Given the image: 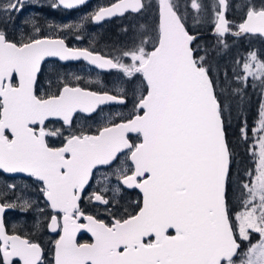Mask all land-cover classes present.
Returning a JSON list of instances; mask_svg holds the SVG:
<instances>
[{"label": "snow or ice", "instance_id": "6c2138e0", "mask_svg": "<svg viewBox=\"0 0 264 264\" xmlns=\"http://www.w3.org/2000/svg\"><path fill=\"white\" fill-rule=\"evenodd\" d=\"M25 2H0V172L32 178L51 209L46 227L58 238L49 264H264V59L249 52L242 69L234 70L235 83L227 75L224 81L214 80L207 51L194 55L195 37L185 20L187 8L196 23L211 8L213 32L221 44L227 34L264 37V5L244 4L246 13L233 32L228 0H214L211 6L203 0H117L91 19L152 8L158 23L154 36L141 25L114 56H105L70 48L63 39L10 38L8 25L24 12ZM84 3L56 0L52 7L73 9ZM21 23L39 32L33 20ZM49 57L83 59L116 70L127 87L122 95H111L62 82L56 91L37 95L42 62ZM249 78L252 88L260 89L261 102L253 130L255 170L241 176L233 174L228 127ZM129 90L127 116L116 113L96 134L73 128L77 113L91 115L109 103L127 106ZM50 123L58 126L49 128ZM240 133L246 141V124ZM130 134L138 142H130ZM48 137H62V146H50ZM101 168L111 171L100 178L102 187L93 191L89 203L104 206L110 224L79 203ZM120 186L142 193L134 214L117 215ZM109 190L112 200L103 194ZM233 201L239 205L234 214ZM32 206L16 184L0 191V264H45L42 246L28 233L9 230L2 218L6 209L27 212ZM81 232L89 233L91 242L79 243Z\"/></svg>", "mask_w": 264, "mask_h": 264}, {"label": "flooded vegetation", "instance_id": "af4514ba", "mask_svg": "<svg viewBox=\"0 0 264 264\" xmlns=\"http://www.w3.org/2000/svg\"><path fill=\"white\" fill-rule=\"evenodd\" d=\"M5 0H0V2H4ZM94 0H88L82 5H78L76 8L73 9H65L63 7H52L53 3H56V0H52V4L48 6L41 0H26L25 2V9L30 10V8H34L35 11L41 12L43 15L51 16V18L54 21H63L67 15H74V14H80L85 15L90 12L91 10V4ZM117 0H107L102 6H97L96 8H93L92 14H94L97 10H99L100 7H106L110 5L111 3L115 2ZM32 2H36L35 4H31ZM145 3L147 4H154L155 0H145ZM264 3L257 4L256 8L259 9ZM182 11V9H181ZM183 12V11H182ZM188 13H190V9L188 8ZM246 13V10L243 8L241 12L238 14L237 18L233 20H229L231 22V25L233 26L232 31L237 29V25L241 23L242 18L244 17ZM144 14V15H143ZM92 16V15H91ZM91 16L89 17V20L91 24L87 23V28L85 31H87V35L76 33L72 28H68L65 26L57 27L55 24H51L50 21H47L46 24L40 25L39 32H33V27L31 28L30 25H25L21 29H17V27L9 24L8 25V34L10 38H15L16 40L20 39H28L29 37L33 35H38L40 38H52V39H63L65 41V44L70 48H81V49H88L94 53H99L105 56H114L116 54L117 49L124 46L123 44H126L130 41L131 37L134 33L137 32V30L140 29V26L143 25L145 29H147L149 36H154V29L156 24L158 23V17L154 11V9L149 8L146 11H144L142 14H134V13H126L124 15H115L109 19H103L99 22H94L91 19ZM127 19V26L124 29H114V28H106L103 30H95L93 27H99L104 24H110L112 25L114 23V20H122ZM186 20V18H185ZM88 21V20H87ZM36 28V27H35ZM199 25L195 22H192V19L186 20V29L191 35H198L201 36L204 34V36H207V30H209V34L216 36L215 34L211 33L213 29V25H210V28L204 29L203 32H194V29H198ZM128 36V39H125L124 35ZM231 36L230 34H227ZM80 37L77 39V37ZM243 36H239V38H235L239 41H242ZM251 36V35H250ZM232 37V36H231ZM259 37L260 36H254ZM262 38V37H261ZM264 39V38H262ZM248 47L254 48V46L251 44L245 43ZM243 45V44H242ZM148 50H151L152 48V42L150 41L147 45ZM246 49V47H243ZM75 68V69H81V70H88L90 73L100 76V81L95 82L92 84H84L83 79H79L76 81H68L66 78H59V72L58 70H65V68ZM49 71L53 74V80L50 85L46 86L44 84L43 79L48 78ZM94 75L93 78H96L97 75ZM112 74V75H110ZM121 76V80L123 83H118L116 79H118ZM16 82L15 80L13 81ZM67 83L70 86L74 87H81L87 91L97 92L100 94L108 93L111 95H122V89L126 88L127 85L124 83V79L122 77V74L117 72L116 70H106V69H100L95 67L94 65L89 64L87 61L80 59V60H69V61H60L59 59L55 57H49L46 58L44 62H42V71L38 76V83L35 86V93L37 95L45 94L48 92H54L56 91V88L61 83ZM102 83V84H100ZM128 100L129 103L127 106L109 103L100 105L95 113H92L91 115L85 114V113H77L74 117L73 121V128L79 132L84 131L88 134H96L97 130L102 127L104 124L108 123L110 119H116V113H122L123 115L127 116L129 109L131 108V90L128 92ZM101 112H106L109 114V117L106 119V121L98 122L94 125H91L89 120L91 121H97L98 116ZM118 122V120H117ZM58 126L55 123H50L48 125L49 128H54ZM67 134V132H65ZM48 142L50 146L52 147H60L63 144V138L62 137H48ZM130 142H138L135 135L130 134ZM123 158V157H122ZM100 171H108L104 168H101L99 171L95 172V176L92 180H90L89 185L86 186L85 191L82 193V199L80 200V206L81 208L87 212L88 214H92L96 216L99 219H103L106 223H111V216L104 210V206H97L95 203H89V198L91 197L93 191L99 190L102 185L99 183V177L98 173ZM111 171V170H109ZM0 177L3 180H16L18 184H22L25 186L26 191L28 192L29 196L31 197V201H33L34 205L42 206L41 208L37 209L38 215L40 217L37 221H29L27 225H22L23 228L12 226V224L18 225L19 223L16 221L15 217H9L13 212L14 209H8L3 214V219L8 227L9 230H12L13 228H16V230L21 233H28L31 237V239L34 242L39 243L42 248L44 249V259L45 264H49L50 261L53 259V252H52V243L55 239L58 238V235L56 233H51L48 231L46 224L48 222V213L51 211L46 206V201L44 200L42 194L39 192V188L36 186V183L32 180V178L27 176H21V175H14L9 176L2 172H0ZM112 186L117 185V181L115 180V177H112L111 179ZM121 187V191L118 195L115 196V200H125L127 197H131L133 199V204L130 211L126 212L122 205H118L117 203L114 204V207H118L120 209V212L117 213V215H127V213H135L138 209V205H140V195L135 189H127ZM106 198L113 199V192L107 191L103 193ZM9 200H13V197L9 195ZM42 210V211H41ZM34 218V215H33ZM39 225H43V227H39ZM174 234V233H173ZM77 241L79 243H86L91 242V236L89 233L81 232L77 234Z\"/></svg>", "mask_w": 264, "mask_h": 264}, {"label": "rangeland", "instance_id": "374dc122", "mask_svg": "<svg viewBox=\"0 0 264 264\" xmlns=\"http://www.w3.org/2000/svg\"><path fill=\"white\" fill-rule=\"evenodd\" d=\"M43 1L45 4H47L48 6H50L52 4V0H41ZM107 0H94L93 3L91 4V10L93 8H96L97 6H102V4H104ZM111 1V0H110ZM5 2V1H4ZM187 0H180L181 4L186 3ZM203 2L205 4H208L209 6H211L214 2V0H203ZM36 2H32L31 4H35ZM264 3V0H228V4H229V9L226 13L227 15V19L228 20H235L238 16V14L241 12V10L243 9V5L244 4H251L254 5L255 7L257 6V4H262ZM190 9V8H189ZM90 10L89 13L85 14V15H80L78 14H74V15H67V17L63 20V21H54L51 16H47V15H43L41 12L39 11H35L34 8H30V10H26L24 11L20 17H18L15 21V24H11L15 27H17V29H21L23 26L21 21L24 18H28L34 21V26L38 29H40V25L46 24L47 21H50L51 24H55L57 27H61V26H65L68 28H72L76 33H81V34H85L87 35V31H85V29L88 27L87 23L90 22L89 17L92 15V11ZM246 10V9H245ZM182 11L185 12V9L182 8ZM144 15V14H143ZM195 16V13L190 9V13H188V8L185 12V18L186 20L192 19V22H195L193 17ZM212 16H211V8H209V11L203 15L200 19V22L197 23L199 25L198 29H194V32H203L204 29H208L210 28V25H212L211 22ZM88 20V21H87ZM127 19H122L120 20H114V23L112 25H108V24H104L102 26L99 27H93V29L95 30H103L106 28H114V29H124L127 26ZM196 23V22H195ZM31 26V25H30ZM78 26V27H77ZM33 27V25L31 26V28ZM233 28V26H232ZM208 31V30H207ZM33 32L34 28H33ZM125 39H128V36L125 34L124 35ZM210 41H208L209 43ZM240 43L243 44L244 47H246V50L244 52V55L241 56V58L239 59V70L242 69V62L243 59L248 55L249 52H256L258 54V56L262 59H264V39H262L261 37H254V36H250V35H244L242 41H239ZM238 42V43H239ZM217 43H220L219 40H215L212 41V45H210V47H204L201 45L196 46L197 51L199 52V56L205 55V51H210L212 48H218L221 47L220 45H218ZM245 43L247 44H252L254 46V48H250L248 47ZM229 40H225V43L222 44V49L220 51H218L215 55H214V61H215V67L217 68V70L220 72V74L222 75L223 80L225 79L227 73L221 70L224 69H229L231 72V77H228L230 79H232V82L235 83V77H234V72L231 71L232 69V63H233V59H229L228 55L226 54V49L229 48ZM125 45V44H123ZM197 45V44H195ZM232 46H237V42H235L234 44L230 45V49H232ZM228 58V59H227ZM234 70V69H233ZM59 72V78H66L68 79V81H76L79 79H83V83L84 84H92L95 82H99L100 81V76L97 75L96 73L92 74L90 73L88 70H81V69H75V68H65V70H58ZM49 76L48 78H44L42 82H44V84L46 86L50 85L52 80H53V74L49 71ZM97 75L96 78H93L94 75ZM112 75V74H110ZM249 80H251V78H249ZM116 81L118 83H123L121 80V76L116 79ZM258 83V82H257ZM102 84V83H100ZM248 90V89H246ZM259 92L260 89L258 88ZM259 105L258 107H256V111L254 113V119L252 121V126H250L247 134H248V138H247V142H249V151L252 155V151L254 149V147L256 146V138L253 136V130L257 125V118H258V111L260 109V102H261V95L259 97ZM109 117V114L106 112H101L98 116V120L97 121H87L89 122L91 125H94L98 122H103L106 121V119ZM245 141V140H244ZM253 157V155H252ZM254 160V158H253ZM254 170H255V160H254ZM109 171V170H108ZM106 171H100L98 174L99 180L100 178L105 174ZM16 180L13 179H9V180H3L0 177V191L4 190L5 186L7 184H16L18 189H23L24 193H25V198L30 199L31 197L29 196L28 192L25 189V186H23L22 184H18L16 183ZM11 196V195H10ZM13 197V196H12ZM14 200V197H13ZM112 200V199H111ZM115 203H117L118 205H122L123 209L128 212L131 209H133L132 204H133V199L131 197H127L125 200H120L117 201L115 200ZM114 203V204H115ZM237 206V205H236ZM42 206H38V205H34L32 206V208L27 211V212H21L18 208L14 209L15 211L13 212V214H11L9 217H15L16 221L19 223L18 225L12 224V226L15 227H19V228H23L22 225H27V223H29V221H37L40 219L37 209L41 208ZM236 210H239V205L233 210V214ZM34 215V218H33ZM256 234H253V240L255 241L256 239Z\"/></svg>", "mask_w": 264, "mask_h": 264}, {"label": "trees", "instance_id": "16d2710c", "mask_svg": "<svg viewBox=\"0 0 264 264\" xmlns=\"http://www.w3.org/2000/svg\"><path fill=\"white\" fill-rule=\"evenodd\" d=\"M219 39L220 38H218L217 36L210 35L209 30L207 31V36L203 35L201 37H196L191 45L194 49V55H196L197 57H199L200 55L199 52L197 51L196 46L201 45L204 47H210V45H212V41ZM224 40H229L230 42L229 48L226 49L225 51L229 59H233L231 71L234 72V70H239V64L237 62H239L241 56L244 55L246 49L243 48L244 46L242 45V43H240L239 40L235 39L234 37L226 35ZM208 41L210 42L208 43ZM235 42H237V46H232V49H230V45L234 44ZM217 44L220 45L221 47L212 48L210 51H207V53L209 54L208 61L213 66V72H212L213 79L215 80L218 78L220 81H224L225 79L223 80L222 75L215 67L216 64L213 59L214 55L222 49V44L221 43H217ZM221 71L226 72L227 77H231V72L229 69H224ZM241 95L243 96V100H241L240 97L238 96L233 105L231 123L230 126L228 127V140L230 146L233 148L235 152L236 162L232 166L233 174L235 175L237 172H239V174L243 176L245 171H254V160L249 151V147H250L249 142L241 139L240 128L246 124L247 132H248L250 126H252L253 124L252 121L255 118L254 113L257 109L256 107H258L259 105L258 99L260 97V92L258 88H256L255 90L252 88L251 80H249L248 86L244 88ZM236 205L238 206V203L233 201L232 202L233 210L237 207Z\"/></svg>", "mask_w": 264, "mask_h": 264}, {"label": "water", "instance_id": "95a60500", "mask_svg": "<svg viewBox=\"0 0 264 264\" xmlns=\"http://www.w3.org/2000/svg\"><path fill=\"white\" fill-rule=\"evenodd\" d=\"M88 0H85V2H87ZM117 1H115V2H113V3H111L110 5H108V6H106V7H109V6H111L112 4H114V3H116ZM98 11V10H97ZM111 17H113V16H111ZM111 17H105L104 19H109V18H111ZM242 22V21H241ZM236 31H238V28L236 29V30H234L233 32H236ZM211 33H213L214 34V32H213V29H212V32ZM191 35V34H190ZM231 36H235V35H232V34H230ZM194 37H196V36H198V35H193ZM262 38H264V37H262ZM3 173V172H2ZM4 174H6V175H9V176H14V175H21V176H25L24 174H22V173H16V174H9V173H4ZM138 193H139V195H140V205H142V200H143V197H142V193H140L139 192V190L138 189H135ZM6 210H8V209H6ZM137 211H138V209H137ZM90 235V234H89Z\"/></svg>", "mask_w": 264, "mask_h": 264}, {"label": "bare ground", "instance_id": "6f19581e", "mask_svg": "<svg viewBox=\"0 0 264 264\" xmlns=\"http://www.w3.org/2000/svg\"><path fill=\"white\" fill-rule=\"evenodd\" d=\"M232 37H234V38H239V36H232Z\"/></svg>", "mask_w": 264, "mask_h": 264}]
</instances>
